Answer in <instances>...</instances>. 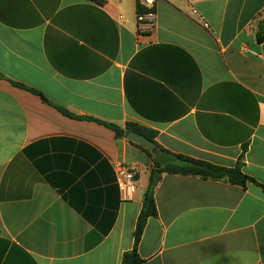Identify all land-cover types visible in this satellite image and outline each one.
Wrapping results in <instances>:
<instances>
[{
    "label": "crops",
    "instance_id": "0c3cea01",
    "mask_svg": "<svg viewBox=\"0 0 264 264\" xmlns=\"http://www.w3.org/2000/svg\"><path fill=\"white\" fill-rule=\"evenodd\" d=\"M155 13L140 27L137 0H0V264H121L133 249L153 159L103 123L257 183L162 174L142 264H264V0ZM115 162L137 169L133 195Z\"/></svg>",
    "mask_w": 264,
    "mask_h": 264
},
{
    "label": "trees",
    "instance_id": "16d2710c",
    "mask_svg": "<svg viewBox=\"0 0 264 264\" xmlns=\"http://www.w3.org/2000/svg\"><path fill=\"white\" fill-rule=\"evenodd\" d=\"M144 11L142 7L137 4V13ZM256 40L258 44L264 43V19L260 20L257 24ZM3 76L0 74V79ZM17 86L26 88L24 85L19 83H13ZM35 94L42 97L44 101L47 99L43 94L30 90ZM92 120V118H84ZM109 128L113 129L117 136L126 137L129 131H134L136 133L144 135L147 139L153 141L156 145L155 138L157 133L155 131L137 126V125H127L126 130L108 123H103ZM141 149L145 150L153 159V169L150 174L148 187L145 192V198L143 202L142 211L138 217L136 229H135V243L131 251L125 252L122 257L121 264H142L143 260L140 258L137 248L144 232L147 220L150 217L157 215L156 201H155V188L159 181L161 180L162 174H173V175H185L200 177L206 180H222L229 182L234 185L245 186L248 182L256 183L254 179L243 173L241 166L237 165L235 168H227L219 165H215L203 160L188 157L186 155L171 153L159 145H157V152L152 154L151 151L144 148L141 145L136 144ZM261 186L264 189L263 185Z\"/></svg>",
    "mask_w": 264,
    "mask_h": 264
},
{
    "label": "built area",
    "instance_id": "2783aa9c",
    "mask_svg": "<svg viewBox=\"0 0 264 264\" xmlns=\"http://www.w3.org/2000/svg\"><path fill=\"white\" fill-rule=\"evenodd\" d=\"M157 0H137V4L144 9L137 13V22L140 27L143 24L153 26L156 23V13H155V5ZM197 14L196 11H194ZM200 20L203 22L201 17ZM204 27L208 28V25L203 22ZM114 169L117 176V183L119 189L125 192L127 195L131 196L136 191V175L138 173L137 169L128 165H125L120 162L114 163Z\"/></svg>",
    "mask_w": 264,
    "mask_h": 264
},
{
    "label": "water",
    "instance_id": "95a60500",
    "mask_svg": "<svg viewBox=\"0 0 264 264\" xmlns=\"http://www.w3.org/2000/svg\"><path fill=\"white\" fill-rule=\"evenodd\" d=\"M127 139L138 145L143 146L144 148L148 149L152 153L157 152V149H158L157 145L153 141L147 139L142 134L136 133L134 131H129L127 134Z\"/></svg>",
    "mask_w": 264,
    "mask_h": 264
}]
</instances>
